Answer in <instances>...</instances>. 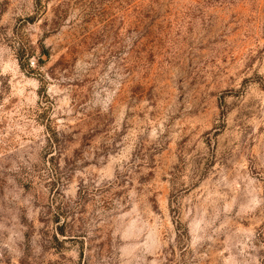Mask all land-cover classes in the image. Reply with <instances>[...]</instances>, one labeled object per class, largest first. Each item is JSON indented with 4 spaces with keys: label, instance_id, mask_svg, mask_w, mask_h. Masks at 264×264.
<instances>
[{
    "label": "rangeland",
    "instance_id": "obj_1",
    "mask_svg": "<svg viewBox=\"0 0 264 264\" xmlns=\"http://www.w3.org/2000/svg\"><path fill=\"white\" fill-rule=\"evenodd\" d=\"M0 264H264V0H0Z\"/></svg>",
    "mask_w": 264,
    "mask_h": 264
},
{
    "label": "trees",
    "instance_id": "obj_2",
    "mask_svg": "<svg viewBox=\"0 0 264 264\" xmlns=\"http://www.w3.org/2000/svg\"><path fill=\"white\" fill-rule=\"evenodd\" d=\"M17 52H18V55L21 57V56H23L24 54H25V51L22 49V47H19L18 49H17Z\"/></svg>",
    "mask_w": 264,
    "mask_h": 264
}]
</instances>
